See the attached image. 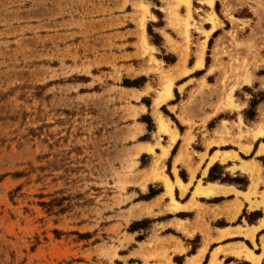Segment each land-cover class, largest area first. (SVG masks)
<instances>
[{
    "label": "rangeland",
    "instance_id": "1",
    "mask_svg": "<svg viewBox=\"0 0 264 264\" xmlns=\"http://www.w3.org/2000/svg\"><path fill=\"white\" fill-rule=\"evenodd\" d=\"M260 133L264 0H0V264L180 262L200 238L170 220L174 160L198 185L214 164L246 179L232 167L262 159L238 145Z\"/></svg>",
    "mask_w": 264,
    "mask_h": 264
},
{
    "label": "crops",
    "instance_id": "2",
    "mask_svg": "<svg viewBox=\"0 0 264 264\" xmlns=\"http://www.w3.org/2000/svg\"><path fill=\"white\" fill-rule=\"evenodd\" d=\"M160 29L161 26L156 27V32H160ZM171 94L166 100L173 98L172 91ZM158 99L159 97L155 99V102ZM169 129L175 132L173 135L176 136V130ZM179 135H182V132H179ZM258 139H264V136L250 137L247 139L248 144L238 145L240 152L248 154L253 150V153L262 159L259 162L241 160L239 164L232 167L239 172V175L242 173L247 177L248 184L244 189H239L230 184H216V182H203L202 185H198L196 182L199 179V174L190 173L187 169H183L186 174V180L183 181L177 174L178 170H182L179 167L182 165L178 163V159L174 160L179 169L176 165L172 168L175 180H170V182L173 187L168 181H165V194L170 202L174 200L171 207L175 210L173 215L176 214L170 220H176L183 225L180 233L183 234L184 241L193 240L196 236L200 238L199 246L195 251L191 253L185 245L186 247H183L185 255H178L182 259L180 262H174V264H221V262L222 264H241L243 262L261 264L264 261V192H260L262 193L260 199L256 198V196H260L256 195L258 191L254 183L260 180V174L262 170L264 171V143L259 142L253 147V142ZM172 140L174 142L173 136ZM177 142H179V145L181 144L180 141ZM177 149L172 159L176 157ZM170 151L171 148L167 152L170 153ZM215 152L209 156V159L213 158ZM220 153L229 154L232 156L231 160L238 159L235 151ZM231 160H227L225 163ZM214 161L224 163L222 159ZM259 163H261V168ZM248 166L251 169L247 168ZM202 170L203 176L206 173L208 174L206 168L203 167ZM192 180L193 182L190 184ZM174 196L179 197L181 200H175ZM190 202L193 203V207ZM256 213H260V217L258 218L257 215L252 223H245L243 226V224L237 222L243 214L253 215ZM197 220H203L204 223H199ZM208 236L210 237V249L208 246L201 244V241ZM250 244L255 245L259 251L254 252L250 248Z\"/></svg>",
    "mask_w": 264,
    "mask_h": 264
},
{
    "label": "trees",
    "instance_id": "3",
    "mask_svg": "<svg viewBox=\"0 0 264 264\" xmlns=\"http://www.w3.org/2000/svg\"><path fill=\"white\" fill-rule=\"evenodd\" d=\"M217 5V3H216ZM155 15L157 16L158 19H161V15H160V12H156ZM148 33L150 36H153L155 39H157L158 41H154L153 44L156 45V46H159L161 45L160 43L162 42V37L158 34V33H152L151 30H148ZM216 34V32L213 33L212 37ZM211 43V40L209 41V45ZM167 57V56H166ZM163 60L167 63V64H174L175 63V58L172 57L171 60H168V57L165 58L163 57ZM191 65V63H190ZM193 75H199V72H195ZM127 82V81H126ZM127 87H137V85H135L134 83L132 84H129V83H126ZM253 109V104L250 106L249 110H247L245 113H244V116L246 119H249V120H253L254 118V114H251L250 113V110ZM251 114L249 117H246V114ZM169 117H171L172 121L175 122V124L177 125L178 129L181 131V126L177 123V121L171 116L169 115ZM179 145V142L176 143V145L173 147L172 151H171V157L175 154V151L177 149V146ZM220 166L218 164H214L213 166L210 167L209 171H208V176H207V180L206 182H219L220 184H230V185H235L236 187H238L239 189H244L247 184H248V180L247 178L246 179H240V177H234V178H231L228 176V174H225V173H222V172H219V174L217 176H214V172L219 169ZM223 175V177H221ZM180 178L185 181L186 180V177H183L182 175H180ZM161 193V191L159 192ZM159 193H152V189L150 188V193L147 195L149 196L150 198H153L155 197L156 195H158ZM149 198V199H150ZM260 217V213H258V218ZM255 219H248V223H252ZM198 237V236H197ZM196 237V238H197ZM196 238L192 241L194 242L196 240ZM197 248V247H196ZM195 248V249H196ZM194 248H192V250L190 251L191 253H193V250H195Z\"/></svg>",
    "mask_w": 264,
    "mask_h": 264
},
{
    "label": "bare ground",
    "instance_id": "4",
    "mask_svg": "<svg viewBox=\"0 0 264 264\" xmlns=\"http://www.w3.org/2000/svg\"><path fill=\"white\" fill-rule=\"evenodd\" d=\"M210 1V0H209ZM212 4L210 3V6H211ZM202 65V61H198L197 63H196V66L197 67H200ZM170 94H171V92H170V90L168 89V88H165V92H163V95H164V98H168L169 96H170ZM164 98H162V97H160V99H158V100H156V104H159L160 102H162L163 100H164ZM159 118V117H158ZM158 129L160 130V131H163L165 134H168V130H167V128H166V124L163 122V120L162 119H160L159 120V122H158ZM259 136L261 137V136H264V133H260L259 134ZM164 151V150H163ZM165 152V151H164ZM166 155V154H165ZM170 189V188H169Z\"/></svg>",
    "mask_w": 264,
    "mask_h": 264
}]
</instances>
